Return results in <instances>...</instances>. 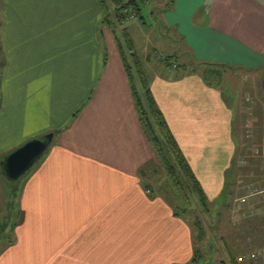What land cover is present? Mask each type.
<instances>
[{"label": "crops", "instance_id": "obj_1", "mask_svg": "<svg viewBox=\"0 0 264 264\" xmlns=\"http://www.w3.org/2000/svg\"><path fill=\"white\" fill-rule=\"evenodd\" d=\"M160 13L189 58L257 73L264 101V0H171ZM103 15L99 0H0V158L54 132L22 183L0 264L192 262L187 220L148 193L139 172L157 158L121 39ZM172 64L144 72L206 194L219 197L247 108L223 80L208 83L201 69Z\"/></svg>", "mask_w": 264, "mask_h": 264}, {"label": "rangeland", "instance_id": "obj_2", "mask_svg": "<svg viewBox=\"0 0 264 264\" xmlns=\"http://www.w3.org/2000/svg\"><path fill=\"white\" fill-rule=\"evenodd\" d=\"M137 1L143 18H128L118 30V38L123 44L127 42L126 34L134 44L140 61L134 67L135 74H141L140 69L149 74L160 69L172 70L169 63L185 61L189 64L187 52L183 47L182 50L178 48L176 38L164 28V17L160 12L171 0ZM109 4L114 12L117 5L111 0ZM125 47L128 49L127 45ZM166 58L171 59L167 62ZM222 79L225 93L229 95L230 88L236 91V96L243 102L240 104L242 110L246 107L247 111L242 112L241 120H236L238 129L234 137L240 149L236 162V156L233 159L231 174L227 176L221 195H207L208 210H205L189 192L187 185L185 192L189 195L188 201L179 198L160 168H150L142 176L143 181L151 183L152 187H147L148 193L154 192L172 203L174 212H180L183 208L186 210L182 217L192 229L195 257L201 264H231L230 251L239 256L264 247V101L258 91V75L246 70L225 69ZM2 161L3 158H0V251L10 239L13 240L18 212L16 196L12 195L15 194L12 192L13 181L5 176ZM234 163L238 165L237 169H234ZM37 165L20 177L21 184ZM148 174L152 175L151 179H147Z\"/></svg>", "mask_w": 264, "mask_h": 264}, {"label": "trees", "instance_id": "obj_3", "mask_svg": "<svg viewBox=\"0 0 264 264\" xmlns=\"http://www.w3.org/2000/svg\"><path fill=\"white\" fill-rule=\"evenodd\" d=\"M111 1L117 5L114 12L110 8L111 7L109 4L110 0H99L102 10L104 12L103 22L111 25L116 35L118 34L117 31L118 22H121L122 20L124 19L126 20L127 18H129L130 12L131 13L133 12L135 13V15L137 14L138 16H141L143 18L141 14V8L138 6L137 0H111ZM119 42L122 48V56L128 72L131 89L134 97V102L140 118V122L142 124L144 132L151 146L154 149L157 158V161L155 163L147 162L141 166L139 170L141 176H145V173L149 171L150 168H160L161 171H163L165 175L168 177L169 181L174 187L179 198H181L183 201L185 200L188 201L189 195L185 192V188H186L185 186L187 185L189 187V192L192 193V195L200 202L201 206L205 210H208V201H209L208 196L205 193L200 181L196 177L194 171L192 170L190 164L188 163L172 131L170 130L168 123L164 117V114L160 110L156 102V99L152 93L147 74L144 72L143 69L140 68L139 69L141 74L139 75L135 74L134 67L136 66V63L140 61L133 47L132 41L128 39L127 42L125 43V45L128 46L129 50L125 47V45H123L121 40H119ZM2 57H3L2 51L0 49V78L2 75V65H3ZM169 59L171 58H166V61L168 62ZM189 59H190L189 64L184 61L181 63V65L185 68L188 67V68L201 69L202 74L208 83L218 84L220 83V80H223L222 78L225 71L224 68L227 67L226 64L202 62V61L194 60L193 58H189ZM192 62L194 64L193 66L191 64ZM236 159L237 156L235 158V162ZM234 166H235L234 169H237L238 165L236 163H234ZM231 169L232 166L230 167L228 174L230 173ZM151 176H152L151 174H148L147 179H151ZM144 184L146 188L152 187L150 185L151 184L150 181H147ZM12 185H13L12 192L13 191L15 192V194L12 195L16 196L15 197L16 200L19 196V192L22 187L21 180L19 179L13 181ZM150 194L154 195V192ZM185 213L186 210L183 208V210H181L180 212L177 210L175 214L177 216H183L182 214ZM198 224H200L199 221ZM1 233H2V229L0 228V239L2 236ZM195 256L196 255L194 250V257L192 259V262H197L198 264H201L198 260V257ZM239 256L237 254L234 255V253L230 251V263L244 264L238 261Z\"/></svg>", "mask_w": 264, "mask_h": 264}, {"label": "water", "instance_id": "obj_4", "mask_svg": "<svg viewBox=\"0 0 264 264\" xmlns=\"http://www.w3.org/2000/svg\"><path fill=\"white\" fill-rule=\"evenodd\" d=\"M53 138L54 133L50 132L42 137L33 138L8 153L2 161V169L7 179L16 181L25 175L45 155Z\"/></svg>", "mask_w": 264, "mask_h": 264}, {"label": "built area", "instance_id": "obj_5", "mask_svg": "<svg viewBox=\"0 0 264 264\" xmlns=\"http://www.w3.org/2000/svg\"><path fill=\"white\" fill-rule=\"evenodd\" d=\"M129 18H135V13L130 12ZM238 261L244 264H264V247L240 255Z\"/></svg>", "mask_w": 264, "mask_h": 264}]
</instances>
